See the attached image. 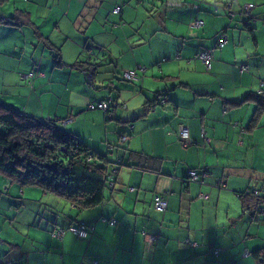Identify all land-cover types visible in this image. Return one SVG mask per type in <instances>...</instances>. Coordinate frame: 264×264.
I'll use <instances>...</instances> for the list:
<instances>
[{
	"label": "crops",
	"instance_id": "1",
	"mask_svg": "<svg viewBox=\"0 0 264 264\" xmlns=\"http://www.w3.org/2000/svg\"><path fill=\"white\" fill-rule=\"evenodd\" d=\"M248 3L250 14H238ZM211 47L207 68L196 54ZM127 69L137 79L123 80ZM100 99L110 109L89 108ZM0 103L55 119L96 155L123 161L85 208L0 170V264H260L264 0H0ZM135 151L150 158L138 165ZM192 168L207 174L189 180ZM74 222L94 231L54 235Z\"/></svg>",
	"mask_w": 264,
	"mask_h": 264
},
{
	"label": "trees",
	"instance_id": "2",
	"mask_svg": "<svg viewBox=\"0 0 264 264\" xmlns=\"http://www.w3.org/2000/svg\"><path fill=\"white\" fill-rule=\"evenodd\" d=\"M242 12L245 13L243 9ZM244 25L250 28L248 22ZM55 61L57 64L62 62L59 58ZM75 65L83 67V62L78 60ZM84 69L87 71L89 67ZM151 105L149 102L146 108L150 109ZM56 122L55 119H39L18 112L0 103V170L20 184H39L60 192L80 208L97 205L103 199V188L109 173H115L116 169L110 168L111 172H107L108 167H112L106 162L108 154L96 155ZM133 155L138 165L150 158V155L138 151ZM89 156L93 159L88 160ZM97 158H101L102 162ZM116 161L118 164L123 162L121 159ZM50 165L56 169L50 168ZM248 192L243 195L245 207H249L248 196L254 194L253 191ZM106 220L109 222L110 219ZM254 255L260 264H264V248L255 251Z\"/></svg>",
	"mask_w": 264,
	"mask_h": 264
},
{
	"label": "built area",
	"instance_id": "3",
	"mask_svg": "<svg viewBox=\"0 0 264 264\" xmlns=\"http://www.w3.org/2000/svg\"><path fill=\"white\" fill-rule=\"evenodd\" d=\"M228 6H231L230 4H228ZM253 3H248L243 5L242 9L245 12L246 15L250 14L251 8L253 7ZM194 8L197 10L199 9V5L195 4ZM227 11L228 15H232V10L230 7H224ZM121 10V5H117L115 6V8L113 9L114 13H119ZM204 24V21L200 18H196L193 22V26L195 27H200ZM227 42V36L225 34H221L216 46H223L225 43ZM196 57L199 58L205 65L207 68L210 67L211 64V60L213 59V48H202L200 49L197 54ZM248 66L247 65H241L240 69L241 70H245ZM33 73L30 72L29 74L26 75V77H30L32 76ZM138 77V72L135 69H127V70H123L121 73V78L123 80H127V81H133L135 79H137ZM261 90H259L260 92ZM89 108L91 109H95V108H101L103 110H108L110 109V103H109V99H100L99 101H97L96 103H90L89 104ZM179 137L183 142L184 146H187L190 143V133L188 128L185 125H181L179 128ZM127 138V136H123V139L125 140ZM93 159L92 157H88V160ZM207 174V172L205 171H200L198 169H190L188 171V175L187 178L189 180H193V181H201L203 179V176H205ZM204 196L205 198H207V195H201ZM167 194L165 192H159L156 193L154 195V208L157 211L163 212L166 210L167 208ZM104 220H106V218H103ZM109 222L111 224L115 223V219H110ZM93 227L89 226L88 224L84 223V222H78V223H71L68 226H57L56 228H54V235L57 237H61L63 236L66 232H71L74 235H76V237L81 238V239H86L89 237L90 233L92 232ZM143 234L147 236V242L152 244L153 243V236L150 234H147L145 231H143ZM185 242L189 243V244H193L192 241H190L189 239H186ZM217 251V250H215ZM81 264H85V263H81ZM93 264H99L98 260H93Z\"/></svg>",
	"mask_w": 264,
	"mask_h": 264
},
{
	"label": "water",
	"instance_id": "4",
	"mask_svg": "<svg viewBox=\"0 0 264 264\" xmlns=\"http://www.w3.org/2000/svg\"><path fill=\"white\" fill-rule=\"evenodd\" d=\"M232 13L233 14L229 15V16H231V17L234 16L235 12L233 10H232ZM237 13L242 14V15H246L245 13L242 12V9ZM90 76H91V73H90ZM106 162L111 164L112 166L118 165V162L115 159H112L111 157H107V156H106ZM50 168L56 169V167L53 165H50ZM113 170H114V168H113Z\"/></svg>",
	"mask_w": 264,
	"mask_h": 264
},
{
	"label": "rangeland",
	"instance_id": "5",
	"mask_svg": "<svg viewBox=\"0 0 264 264\" xmlns=\"http://www.w3.org/2000/svg\"><path fill=\"white\" fill-rule=\"evenodd\" d=\"M26 77V76H25ZM99 101V100H98ZM97 102V101H96ZM97 109H101V108H95L94 110H97ZM181 140V139H180ZM181 142H182V140H181ZM182 144H183V142H182ZM66 227V226H65Z\"/></svg>",
	"mask_w": 264,
	"mask_h": 264
}]
</instances>
